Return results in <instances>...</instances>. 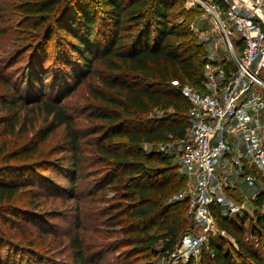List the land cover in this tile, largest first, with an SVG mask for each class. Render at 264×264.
<instances>
[{
  "label": "trees",
  "instance_id": "obj_1",
  "mask_svg": "<svg viewBox=\"0 0 264 264\" xmlns=\"http://www.w3.org/2000/svg\"><path fill=\"white\" fill-rule=\"evenodd\" d=\"M19 9L38 38L24 49L33 53L27 71L30 81L47 79L51 64L52 77L60 79L66 91L73 80L78 85L87 73L97 74L100 87L90 90L95 104L89 116L99 121L91 133L99 134L93 146L106 169L93 185L94 191L109 188L122 200L106 209L110 223L122 217L118 222L123 237L113 249L134 246L145 257L166 260L195 225L187 197L174 198L185 188L187 176L179 173L174 155L165 147L186 138L190 125L186 80L198 85L205 78L201 47L189 23L184 24L194 20L197 10H187L184 0H23ZM50 49L54 53L45 68ZM5 105L9 108L10 102ZM39 105L51 117L39 130V139L65 126L63 155L50 166L62 171L68 188L76 187L86 164L83 135L61 99L43 98ZM37 145L33 143L30 153ZM37 164H25L21 170L35 172L41 168H34ZM43 177L38 171L32 184L28 178L0 180V203L10 201L25 185L46 182ZM236 190L232 192L241 197ZM253 203L258 212L254 223L248 214H227L217 199L210 203L219 233L210 238L199 264H264L263 198ZM248 232L260 247L248 244ZM70 241L74 260L84 264L81 238L74 234Z\"/></svg>",
  "mask_w": 264,
  "mask_h": 264
},
{
  "label": "rangeland",
  "instance_id": "obj_2",
  "mask_svg": "<svg viewBox=\"0 0 264 264\" xmlns=\"http://www.w3.org/2000/svg\"><path fill=\"white\" fill-rule=\"evenodd\" d=\"M1 2L3 7L0 10V180L25 181L28 178L32 184L33 177L41 171L46 176L43 177L46 178V182L25 185L10 201L0 203L3 204L0 206V264H79L74 260L70 241L74 234H78L83 242L87 258L84 264L117 262L166 264L165 259L145 257V254L138 253L134 246L124 245L119 246L116 251L113 249L115 245H119L118 241L123 237L120 232L122 223L118 222L122 217L119 216L114 223H110L106 209L108 205L122 200L109 188L94 191L93 185L106 169L103 168L104 164L97 161L94 151L93 143L99 134L91 133L99 121L89 116V109L95 104L90 90L95 86L100 87L97 74L87 73L78 85H75L73 80L66 91L61 80L52 77L55 66L53 64L49 66L50 57L54 53L50 49L45 66V68L49 66L47 79L30 81L27 71L33 53L30 49L28 52L24 49L30 43H35L38 38L34 36L35 30L27 25L19 9L23 0ZM186 9L197 10L194 20L184 21V24L189 23L201 47L202 55L199 61L205 78L198 85L186 80L183 89L185 93H189L191 90H208L214 84L220 86L232 66V62L227 60L229 49L225 36L221 28L217 27L201 8ZM183 20L184 18H181L180 22ZM232 39L236 42V37ZM225 61L229 63L226 74L222 76L219 73L216 81L209 82L207 73L217 71L219 66L223 67ZM97 68L99 71L102 66L99 68L98 65ZM262 76L264 77V74ZM187 97L189 108L186 114L191 117L192 103L188 95ZM43 98L61 99L75 118L76 127L83 135L81 143L86 164L76 187L68 188V180L63 177L62 171L50 166L51 160L63 155L61 147L65 126L57 127L46 139H39V130L51 119L39 105ZM7 101L10 102L9 108L5 105ZM33 143L38 144L37 149L30 153ZM183 146V141H174L170 142L168 147L157 145L155 148L165 147L174 155V160L179 165V173L187 176L185 186L187 190L203 187L206 183L204 175L191 178L178 162ZM150 147L146 145L147 149ZM24 149L28 151L24 152ZM32 162H38L37 165H33L34 168H37L36 166L41 168L38 167L37 171L32 173L21 170L22 166ZM48 179L50 182L58 180L60 184L58 187L51 186L52 183L47 181ZM212 186L213 183L210 187ZM230 200L236 204L244 203L252 209L249 202H244L242 197L228 189L223 202L227 204ZM257 213L244 210L240 215L248 214L252 218L251 223H254ZM13 215L18 219H12ZM191 219L198 226L195 219L193 217ZM197 226L194 225L191 233L196 231ZM246 226L250 228L249 221L246 222ZM218 233H214L213 236H217ZM223 235L227 236L225 233ZM188 236H183L184 240ZM247 241L252 248L259 246L257 239L249 232Z\"/></svg>",
  "mask_w": 264,
  "mask_h": 264
},
{
  "label": "built area",
  "instance_id": "obj_3",
  "mask_svg": "<svg viewBox=\"0 0 264 264\" xmlns=\"http://www.w3.org/2000/svg\"><path fill=\"white\" fill-rule=\"evenodd\" d=\"M184 1L186 8H201L221 28L232 66L227 67L225 61L223 67L207 73L208 81L214 82L229 68L220 86L186 93L192 114L178 162L191 178L204 175L206 183L194 190L184 188L174 197H187L189 213L199 227L195 224L196 231L176 247L166 264H199L210 238L219 231L209 208L214 199L222 203L227 214H236L256 210L253 202L261 196L264 212V0ZM242 111L248 113L246 117H242ZM234 119L236 123L232 124ZM227 135L239 138L241 146L229 149ZM241 181L255 191H241ZM228 189H238L252 209L232 200L224 204Z\"/></svg>",
  "mask_w": 264,
  "mask_h": 264
},
{
  "label": "crops",
  "instance_id": "obj_4",
  "mask_svg": "<svg viewBox=\"0 0 264 264\" xmlns=\"http://www.w3.org/2000/svg\"><path fill=\"white\" fill-rule=\"evenodd\" d=\"M223 79H224V77H223ZM214 87H216L215 84L212 85V87H210L208 90L213 89ZM247 114L248 113L246 111H242L241 112L242 117H246ZM262 115L264 116V112L262 113ZM235 123H236V120L234 119L232 121V124H235ZM227 141H228V148L231 149V150L233 148H235L236 146H241L240 139L235 137V136H233V135H227ZM238 185H239V189L241 191L247 192L249 194H252L255 191V189H256V188H251V189L247 188L246 185L244 183H242V182H239Z\"/></svg>",
  "mask_w": 264,
  "mask_h": 264
}]
</instances>
